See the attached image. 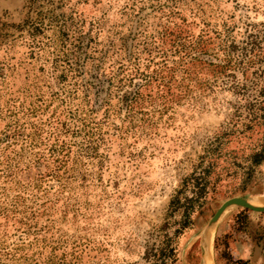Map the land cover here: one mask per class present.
Listing matches in <instances>:
<instances>
[{
    "label": "rangeland",
    "instance_id": "obj_1",
    "mask_svg": "<svg viewBox=\"0 0 264 264\" xmlns=\"http://www.w3.org/2000/svg\"><path fill=\"white\" fill-rule=\"evenodd\" d=\"M262 151L264 0H0V264H264Z\"/></svg>",
    "mask_w": 264,
    "mask_h": 264
},
{
    "label": "trees",
    "instance_id": "obj_2",
    "mask_svg": "<svg viewBox=\"0 0 264 264\" xmlns=\"http://www.w3.org/2000/svg\"><path fill=\"white\" fill-rule=\"evenodd\" d=\"M129 83H132V78H129L127 80ZM131 100V98H130ZM264 151L258 153H254L252 155L253 161L255 164H259L261 160L264 158ZM193 177V175L191 176ZM189 180V179H188ZM194 184L191 186L194 187L192 189L193 196L188 197L184 196V198L181 199V195L184 193V191L179 190L175 194V196L170 201V207L172 209H179L183 207V216L185 220H189L190 214L194 209V203L198 202L199 199L203 198L204 192H205V184H206V178H193ZM186 189V187L184 188ZM186 224V223H185ZM158 259H156V263L159 262L160 264H166L167 262H174L175 259V252L174 248H165L164 250H160L159 254L156 255ZM158 263V264H159Z\"/></svg>",
    "mask_w": 264,
    "mask_h": 264
},
{
    "label": "water",
    "instance_id": "obj_3",
    "mask_svg": "<svg viewBox=\"0 0 264 264\" xmlns=\"http://www.w3.org/2000/svg\"><path fill=\"white\" fill-rule=\"evenodd\" d=\"M232 207H241L243 209H247L253 212H264V207L255 206L250 204L246 199L240 198V197H234L226 200L223 202L220 207L216 210V212L213 214L212 218L210 219L208 223V227L206 229V232L209 230H212V228L216 225V223L219 221V219L222 217V215L230 208Z\"/></svg>",
    "mask_w": 264,
    "mask_h": 264
},
{
    "label": "bare ground",
    "instance_id": "obj_4",
    "mask_svg": "<svg viewBox=\"0 0 264 264\" xmlns=\"http://www.w3.org/2000/svg\"><path fill=\"white\" fill-rule=\"evenodd\" d=\"M250 204H251V202H250ZM252 205H254V203L252 202ZM260 207H264V206H260ZM228 211V210H227ZM223 217V216H222ZM221 219V218H220ZM210 233H211V231L206 235L207 237H208V239H209V235H210Z\"/></svg>",
    "mask_w": 264,
    "mask_h": 264
}]
</instances>
